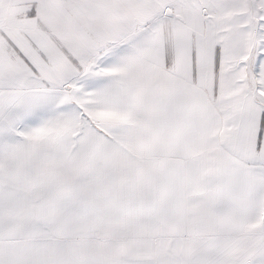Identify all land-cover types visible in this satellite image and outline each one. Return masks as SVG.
I'll return each instance as SVG.
<instances>
[{"label":"snow or ice","instance_id":"6c2138e0","mask_svg":"<svg viewBox=\"0 0 264 264\" xmlns=\"http://www.w3.org/2000/svg\"><path fill=\"white\" fill-rule=\"evenodd\" d=\"M0 264H264V0H0Z\"/></svg>","mask_w":264,"mask_h":264}]
</instances>
